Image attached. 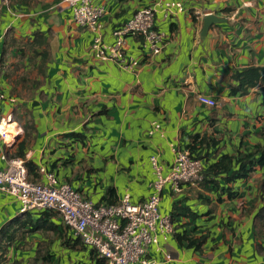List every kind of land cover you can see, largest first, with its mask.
<instances>
[{
  "label": "crops",
  "instance_id": "0c3cea01",
  "mask_svg": "<svg viewBox=\"0 0 264 264\" xmlns=\"http://www.w3.org/2000/svg\"><path fill=\"white\" fill-rule=\"evenodd\" d=\"M155 1L97 0L105 9L103 41L113 43L114 31ZM166 1L184 10L168 18L158 13L156 28L166 35L159 54L142 36L126 37L125 55L140 62L134 72L95 60L94 33L78 26L61 0L2 3L0 120L14 125L17 136L8 145L0 136V169L7 167L3 156L23 159L31 181L47 182L44 166L94 204L116 205L125 195L137 204L151 195V158L167 176L174 149H187L195 136L206 138L208 162L264 146V80L242 94L234 79L238 71L264 68V0ZM209 14L226 22L202 37ZM200 94L217 106L201 104ZM154 123L160 129L150 134ZM229 186L239 197L218 201L211 184L179 191L167 184L160 213L171 216L177 207L193 217H179L167 239L159 236L144 256L148 264H264L257 227L264 168ZM20 208L14 196L0 193L1 264H106L58 215L43 218L54 212L21 215ZM186 232L198 247L183 239Z\"/></svg>",
  "mask_w": 264,
  "mask_h": 264
},
{
  "label": "built area",
  "instance_id": "2783aa9c",
  "mask_svg": "<svg viewBox=\"0 0 264 264\" xmlns=\"http://www.w3.org/2000/svg\"><path fill=\"white\" fill-rule=\"evenodd\" d=\"M6 0H0V7ZM61 5L72 12L73 21L80 27L94 33L91 54L95 60L111 61L126 71L134 72L140 62L125 55L126 37L142 36L144 44L154 55L159 54L166 35L156 28L158 13L168 18L184 10L180 2L156 0L152 5L139 9L134 16L114 31V42L103 41L100 20L105 13L97 0H61ZM198 101L208 107L217 102L205 95H198ZM4 95L0 92V102ZM5 119L0 120V124ZM6 121H11L7 117ZM160 129L154 123L150 134ZM7 132L0 130L5 144L14 142L17 136L7 140ZM175 161L172 170L163 176L156 156L151 158L155 180L150 184L151 195L142 203H132L125 195L118 204H94L68 184H60L57 177L44 166L39 168L46 183L31 181L23 159H7V167L0 169V193L14 196L20 203L19 213L51 211L56 213L71 232L86 246L91 247L97 258L106 264H148L144 256L148 248L157 244L159 236L164 239L174 232L170 215L160 213V200L165 186L174 191L183 186H196L203 180V162L192 156L188 149H174Z\"/></svg>",
  "mask_w": 264,
  "mask_h": 264
},
{
  "label": "trees",
  "instance_id": "16d2710c",
  "mask_svg": "<svg viewBox=\"0 0 264 264\" xmlns=\"http://www.w3.org/2000/svg\"><path fill=\"white\" fill-rule=\"evenodd\" d=\"M234 79L239 82L236 91L245 94L247 91L256 85L261 80H264V68H247L238 71L234 75ZM206 138L195 136L192 144L187 148L192 156L203 162V180L200 184H211V190L218 194V201H221L223 196L228 199L239 197V192L230 187V184H235L238 181H246L253 174L256 168H264V146L256 145L250 150L238 151L236 155H219L214 161L208 162L207 156H203V147L206 145ZM24 153H18L19 157H24ZM209 156V154H208ZM207 161V162H206ZM34 168L29 166V172ZM113 195V191L110 192ZM43 218L49 215L55 216L56 213H44ZM193 217V214L175 207L171 213V221L174 224L180 219L179 217ZM258 228L261 235H264V209L258 214ZM5 233V231H4ZM190 245L199 246L200 242L188 235V232L182 236ZM81 242V241H80ZM82 243V242H81ZM83 244V243H82ZM4 254L0 256V264L4 261Z\"/></svg>",
  "mask_w": 264,
  "mask_h": 264
},
{
  "label": "water",
  "instance_id": "95a60500",
  "mask_svg": "<svg viewBox=\"0 0 264 264\" xmlns=\"http://www.w3.org/2000/svg\"><path fill=\"white\" fill-rule=\"evenodd\" d=\"M223 22H226V20L219 18L215 14H209V15L204 16L202 37H205L207 35L209 28L212 24H219V23H223Z\"/></svg>",
  "mask_w": 264,
  "mask_h": 264
},
{
  "label": "bare ground",
  "instance_id": "6f19581e",
  "mask_svg": "<svg viewBox=\"0 0 264 264\" xmlns=\"http://www.w3.org/2000/svg\"><path fill=\"white\" fill-rule=\"evenodd\" d=\"M0 130L1 131H5L8 134L7 135V140L10 141L11 140V136H13L15 134V126L10 124L9 126H7L6 123H2L0 124Z\"/></svg>",
  "mask_w": 264,
  "mask_h": 264
}]
</instances>
